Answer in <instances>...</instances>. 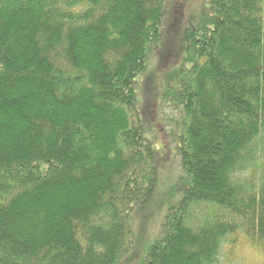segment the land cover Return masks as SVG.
Wrapping results in <instances>:
<instances>
[{
    "label": "trees",
    "instance_id": "obj_1",
    "mask_svg": "<svg viewBox=\"0 0 264 264\" xmlns=\"http://www.w3.org/2000/svg\"><path fill=\"white\" fill-rule=\"evenodd\" d=\"M154 211L145 264L264 249V0H0V264H120Z\"/></svg>",
    "mask_w": 264,
    "mask_h": 264
},
{
    "label": "rangeland",
    "instance_id": "obj_2",
    "mask_svg": "<svg viewBox=\"0 0 264 264\" xmlns=\"http://www.w3.org/2000/svg\"><path fill=\"white\" fill-rule=\"evenodd\" d=\"M159 207V200L154 198L151 205ZM152 220L137 221L132 239V248L122 259L120 264H145V254L148 245L159 236L161 212L154 211ZM264 262V249L256 247L250 243L248 238L242 233L227 235L220 243L217 263L218 264H262Z\"/></svg>",
    "mask_w": 264,
    "mask_h": 264
}]
</instances>
